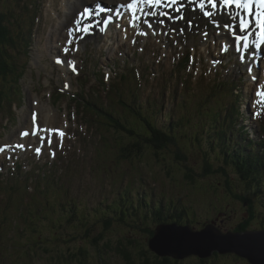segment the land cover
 Listing matches in <instances>:
<instances>
[{"label": "rangeland", "instance_id": "1", "mask_svg": "<svg viewBox=\"0 0 264 264\" xmlns=\"http://www.w3.org/2000/svg\"><path fill=\"white\" fill-rule=\"evenodd\" d=\"M38 50L40 53L37 55ZM36 55L38 59H36ZM24 59L27 61L26 71L16 86L18 87V90L23 93L24 98L27 101L28 91L35 82V78L33 79L31 75L36 74L38 68L46 65L48 62L47 53L43 43L38 41L37 43L33 44L31 47V52L28 53L27 57L25 55H21L19 64L25 62ZM240 95L244 100V98L248 95V89L242 88ZM12 96L16 99L18 98L16 94L12 93ZM26 101H24V103ZM24 107L25 106L23 105L22 108ZM22 113L23 112L20 111L19 115ZM211 113L213 115V111H211ZM213 123L214 119L212 116L211 123L207 122L206 126H211ZM248 132L249 130L247 129L245 133L247 141L249 142L250 140L248 139ZM234 135L235 134H233L231 142L233 141L235 146H237L240 150H250L252 152L255 151L254 153H257L259 156L264 158V144L261 146V148H259L258 145H254L255 149L251 150L250 148L252 147L250 144H239L240 142H244L241 140V136L243 135ZM176 139V144L169 145L166 149H164L163 156L158 155L157 157H154L151 151L147 150L146 154L143 156L144 158H135L132 160V165H135L139 169L140 173H142L141 176H143L145 173L142 172L143 169L149 170V173L151 174L150 176L151 178L155 179L158 188L160 187L162 190L167 189L171 194L182 198L184 201L183 206L193 213L190 219H188L190 224H192L194 227L199 226V222L197 221L200 218H216L218 212L224 211L225 214L219 216L217 223H215L222 229H231V226L233 225V228L235 229H240L246 226L249 228H260V224L264 223V206L261 207L262 204L264 205V188L263 190L260 188H255L260 184V181L257 182L249 180L250 184L248 188H244V186L241 185L244 180L238 174L234 165L230 162L225 163L226 157L221 151V148H217L215 145L210 146L208 144L209 137L206 135H203L200 139L198 137L196 140H193L192 138L188 139L180 137V135L177 133ZM178 154H181L182 156L177 158ZM141 160L144 163L143 168L142 164L139 163ZM151 160H153V162H150ZM261 165L262 162H260L258 167ZM135 166H131V175L132 173L136 172ZM219 167H223L224 171H220ZM104 170L108 171L107 165H104ZM153 174L162 175L168 182L173 183L177 187L175 189H170L165 179L159 176L153 177ZM172 174H175V176ZM186 174H191L193 179L191 181L185 180ZM261 175L264 177V174ZM177 177L180 178V181L175 182L173 179ZM83 178L84 177L80 178L81 186ZM224 180H228L232 186L240 185V191L242 194L236 192L240 196L246 197L248 189L250 196L253 198L252 206L249 203L250 201H247L246 198H244L246 202L241 203L239 199H236V197H238L237 195H229L227 186H223L222 184ZM108 182L109 180L107 175L105 177L96 176L95 179L93 181H89L86 186H78L74 190L67 192L66 198L75 197L76 200L80 202L78 214L83 213L85 216V218H83L80 222L79 228H76L75 225V223L78 222L76 217L72 218L71 221L67 223L70 217V210L63 213L58 210L53 215L52 220L44 219L41 224L37 220L29 221L26 227H24V225H16L11 230H8L7 233L10 234L13 241L17 244H19V241L16 232H18V235L20 236V245H22L21 243L25 242L26 245H30V248L40 246L49 252H52L53 250L57 253L64 254L65 252L67 253L68 250H75L79 244H83V241L89 242L91 238L97 236V233L103 231L104 234H108L109 238L113 242L117 241V239H125V237L128 236L130 239L133 237L135 242L139 243V246L146 247L148 255H156L153 251L147 248V233L144 231L143 226L156 225L157 215H151L147 212L146 217L143 215V211H141V209L133 210L131 217L128 212H122V214L119 215L117 212L119 209H115L118 206L117 202L113 204L114 208L108 205L111 202H114V198L116 197L114 194L109 193ZM133 185L137 194H141L142 191H145L136 184V180H133ZM220 188H222L223 194L221 193ZM147 192L150 194L151 203L157 202L156 195L151 193V191ZM195 193L198 195L194 196ZM102 197L107 199L106 203L101 205L102 208L105 209V211H108V214L112 216V218L110 217L111 221L108 226H106V221L103 214H97L94 217L90 213L91 206L94 204H99ZM143 201L146 202L145 200ZM17 202V199L13 200L14 204H17ZM224 202L228 206H226ZM118 203L121 204L122 209L128 210L131 207L126 206V203L124 204L123 202ZM143 206L152 210V205ZM87 213H89L88 217L86 216ZM164 214L166 217H168L171 213L165 211ZM186 217L187 213L183 215V218ZM134 221H136L137 224L129 223ZM88 225H91L92 227H90L91 230L89 231V234L85 236V240H83L79 235V230L85 228ZM63 238L66 240H71V242H68L70 244L68 247L61 242L54 246V239L60 240ZM122 241L125 242L126 240ZM15 243L8 247L9 254L6 256L5 261L2 259L0 260V264H22L24 262V264H29L28 259L31 260L30 262L35 261L36 263L34 264H38L39 261L50 262V259H41L38 261L35 254L31 255L27 251L28 249L23 247L21 248V246H18ZM12 250L17 251L12 253ZM24 250L27 252L25 253ZM90 250H92V252H90ZM90 250L88 251L87 256L88 259L91 260H95L97 257L99 261H105L107 264H143L140 260V257H138L139 255L132 252V259L125 260L117 256L114 251H110L108 253L103 252L102 255L105 257L101 258L98 257L99 254H96L95 248L94 250L90 248ZM42 253L43 252L39 250L38 256H40ZM126 255H128V251ZM25 256L27 257V261H22L25 259ZM195 258L196 257L193 259L187 257L188 260H186L183 264H192L196 262ZM59 260L61 261L60 256ZM210 260H212L214 264L215 262H218L219 264H247L246 259L235 255L216 256L212 257Z\"/></svg>", "mask_w": 264, "mask_h": 264}, {"label": "snow or ice", "instance_id": "2", "mask_svg": "<svg viewBox=\"0 0 264 264\" xmlns=\"http://www.w3.org/2000/svg\"><path fill=\"white\" fill-rule=\"evenodd\" d=\"M210 5L211 11L206 10L205 5ZM220 5L224 8L228 18L231 23H225L223 28L227 35L230 36L232 42L235 45V49L240 53L239 60L243 62L245 60L244 52L249 50L251 46L259 49L261 45L264 44V0H220ZM202 12L204 17H212L216 14L217 10V0H199V3L196 5ZM95 8L98 11H93V9L89 7L83 8L82 12H78L76 14V19L74 20V27L69 29V36H72L73 33H82V34H91L93 29L95 28L98 32L104 33L106 32L113 21V15L119 19L122 13L117 10L113 15H108L102 19H95V17L100 16L101 12H112V9H105L100 6L99 3L95 5ZM119 8H124L130 13V19L128 20V27L135 29L137 36H147L149 32L153 36L157 35L159 29L154 28L153 24H157L163 26L165 20L159 19L160 17H165L167 20L172 21L173 23L177 20H183V14L173 15L174 13H182V9L184 8V4L181 0H130L126 5L121 4ZM164 9H171L172 12L165 11ZM151 17L153 20H149ZM255 21L256 28L259 29L257 33V40L253 41L250 37L253 35V32L250 30L251 25ZM141 23L146 26L147 31L141 26ZM117 28L120 27V24L115 25ZM188 27H191V21L188 22ZM169 31H171L174 35L183 36L185 29L180 28L179 32L173 27L170 30H164L162 35L168 36ZM205 38L207 37V33H203ZM127 36V29H125V37ZM82 38V37H81ZM136 40L133 38V43ZM175 42V41H174ZM68 44L72 43V40H68ZM227 51V47L223 49ZM68 49L65 48V52ZM75 51V49H73ZM56 63L61 64L63 61L57 58ZM68 66L71 70L76 73L78 70L73 61H68ZM249 73L252 72V68L248 66ZM107 79V77H106ZM252 79L255 80L256 77L252 76ZM68 84L65 83L64 88H67ZM63 90V89H62ZM256 100L254 101V106L257 107V111L255 115L261 114V109H264V84L260 86L255 93ZM47 133V136L41 135V133ZM53 133H55L56 137L59 139V146L63 147V139L66 133L61 129L55 128H41L37 124V114L35 112L32 113V129L31 132L25 130L20 133V137L24 138L29 135L38 136L40 138L41 146H43L44 141L47 140L48 145L53 143ZM30 148L31 145H28ZM20 149L24 150L25 145L23 143H18L15 145H4L0 147V152H4L6 149ZM35 152L37 155L41 153V147H36ZM50 154L55 157V151L50 149Z\"/></svg>", "mask_w": 264, "mask_h": 264}, {"label": "water", "instance_id": "3", "mask_svg": "<svg viewBox=\"0 0 264 264\" xmlns=\"http://www.w3.org/2000/svg\"><path fill=\"white\" fill-rule=\"evenodd\" d=\"M148 247L159 256L184 258L190 254L207 257L213 251L234 252L251 264H264V229L221 233L212 225L200 231L175 224L161 226L148 240Z\"/></svg>", "mask_w": 264, "mask_h": 264}, {"label": "trees", "instance_id": "4", "mask_svg": "<svg viewBox=\"0 0 264 264\" xmlns=\"http://www.w3.org/2000/svg\"><path fill=\"white\" fill-rule=\"evenodd\" d=\"M169 136V135H168ZM171 136L167 137L159 132H155L153 139L151 141H148L147 144H149L150 146H153V148L158 149L157 152L155 154H160L163 156L164 153V148H167V145L169 143V140H171ZM155 142H163V144H161L160 146L156 145L158 143ZM147 144H136L133 147H131V152L136 155V154H140V152L143 153V145L147 146ZM145 146V147H146ZM134 151V152H133ZM232 157L231 162L233 163V165L235 166V168L237 169V171L241 174L244 172V174L246 175L247 173L254 175L257 173V163L254 162L251 157L247 156V155H242L240 151H238V153H233L230 155ZM241 162V164H240ZM188 179L192 180V175L191 174H186L185 175ZM246 178V177H245ZM246 181H248V179H246ZM249 228L248 226L246 227H242L239 230H245ZM122 240H126L125 242H123ZM89 246L91 247H95V251L97 253H101V251H114L116 254L120 255L121 257L128 259H132V255L131 252L134 254H138L140 257V260L142 261L143 264H183L187 259V257L189 258H194L196 257V262L192 263V264H214L212 262V260H210L212 257H216V256H226V255H235L238 256L240 258L246 259L247 260V264H251L249 263L248 259L242 256H239L238 254L234 253V252H226V253H212L211 255L207 256V257H200L199 255H195V254H190L184 258H174L171 256H156V255H148L147 254V249L146 247L143 246H139L138 242H135L134 238L132 237L130 239V237H125V239H121V240H117L115 242H113L112 240L108 239L106 235L103 236V234L101 232L98 233V235L96 237H93L91 239V241L88 243ZM88 250V246L84 247L82 245H78V247L75 249V251L68 253L66 255V259H69L71 261H76L79 264H86V262L89 261V259H86V252ZM128 251V255H126ZM214 252V251H213ZM191 256V257H190ZM245 263V262H244ZM189 264V263H186ZM215 264H219L218 262H215ZM246 264V263H245Z\"/></svg>", "mask_w": 264, "mask_h": 264}, {"label": "bare ground", "instance_id": "5", "mask_svg": "<svg viewBox=\"0 0 264 264\" xmlns=\"http://www.w3.org/2000/svg\"><path fill=\"white\" fill-rule=\"evenodd\" d=\"M207 121H208V120H207ZM257 171H258V170H257ZM123 211H124V212H126V210H125V209H123Z\"/></svg>", "mask_w": 264, "mask_h": 264}]
</instances>
